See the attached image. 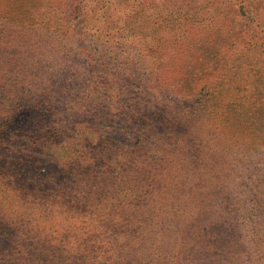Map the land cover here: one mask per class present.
<instances>
[{
    "label": "trees",
    "instance_id": "1",
    "mask_svg": "<svg viewBox=\"0 0 264 264\" xmlns=\"http://www.w3.org/2000/svg\"><path fill=\"white\" fill-rule=\"evenodd\" d=\"M60 1L61 5L57 6L50 0L45 7V20L33 26V47H36L39 60L42 58L48 77L40 81L31 105L27 121L29 137H24L19 123L11 138L27 143L29 154L26 161L20 162V168L22 170L26 165L30 168L26 188L35 195L48 186L51 190L54 186L60 187L59 184L65 183L73 171L78 173V178L94 173L87 188L94 192L100 205L103 196L114 198L112 207L117 209L118 194L125 192L122 187L138 176L143 182L136 180L137 192L133 193L131 202L134 209H148L150 203L157 200L154 196L157 193L154 185L157 184L147 181L151 171L142 167L141 160L144 162L148 154L159 153L160 149H170V141L180 139L184 134L191 136L189 141H193L194 133L200 134L205 126L212 127L214 123L220 124L215 133L222 130L225 134L234 133L229 138L241 145L244 159L254 158L263 151L264 142L256 138L261 137L260 121L242 120L241 128H238L232 124L233 119L227 116V111L220 110V119L212 120L207 115L214 101L220 103L226 99L221 81L230 70L224 77L222 71L209 70L205 57L197 59V64L192 57L189 62H184L190 69L184 66L176 76L172 61L144 53L147 45L153 46L142 34L144 12L159 9V4L166 6L167 12H161L160 16L165 20L161 28L166 31L175 28L177 22L168 25L169 19L174 17V0ZM185 1L187 4L218 6L233 0ZM262 3L264 0H243L239 11L233 3L231 9L235 17L239 12L245 17L248 13L255 22L260 17ZM38 12V18H41V9ZM194 15L187 18H200V15ZM14 35L15 43L23 48L24 44L17 41L16 33ZM40 39L44 43L41 54L37 53ZM224 116H227L226 123L221 121ZM4 130H0L1 137ZM2 155L5 153H0V157ZM132 173L134 178L121 179ZM228 185L179 183L176 192H187L186 212L193 210L194 217L192 223L188 215L178 218L192 227L182 231L164 229V219L157 214L154 218L162 226L160 232L140 243L134 241L138 244L136 248L129 242L117 248L118 238L110 237L108 241L112 244L106 251L111 257L105 255L104 259L99 257V250L92 249L91 243L73 241V231L69 233L41 223L24 231L23 227L19 228V223L16 225L9 220L6 223L0 216V264H147L150 259L157 260V264H180L174 248L182 244L181 238L183 245L188 244L190 233L198 235V240L208 242L206 229L210 226L240 233L243 225L251 227L254 224L256 227L252 229L264 231V185L248 187L250 194L244 192L236 199L232 194L234 190ZM225 190L226 199L221 200L217 192L221 194ZM207 192L217 196L223 211L217 203L206 202L211 198L200 197ZM224 202L229 207H225ZM122 204H118L119 207L125 206ZM151 207L158 213L163 209L156 203H151ZM67 221L72 223L74 218L67 216ZM169 223L175 227L177 223L182 224ZM103 236L108 237L104 232ZM67 241L73 245V250L65 246ZM20 244L23 251L17 248ZM14 255L21 257L11 259Z\"/></svg>",
    "mask_w": 264,
    "mask_h": 264
},
{
    "label": "rangeland",
    "instance_id": "2",
    "mask_svg": "<svg viewBox=\"0 0 264 264\" xmlns=\"http://www.w3.org/2000/svg\"><path fill=\"white\" fill-rule=\"evenodd\" d=\"M234 1L209 6L174 0V17L169 19L168 25L177 22V26L167 31L161 28L165 25V20L160 18L161 12H167L166 6L159 4V9L149 10L147 14L144 12L142 34L148 43H153V46L147 45L144 53L158 58L166 57V60L172 61L176 76L184 66L190 69L184 62H189L192 57L195 64L197 59L205 57L209 70L222 71L224 77L226 71L230 70L221 81L226 99L220 103L214 101L209 106L207 115L212 120L220 119V110L227 111V116L230 115L233 119L232 124L238 128H241L242 120L260 121L258 128L261 137L256 138L264 142V3L259 6L260 17L252 22V15L248 13L246 17L240 12L234 16L232 5H236L239 11L243 0ZM49 2L50 0H0V130L5 128L3 137L0 135V153H5L0 157V216L4 217L6 223L8 220L16 225L19 223V228L23 227L24 231H30L38 223L69 233L73 231V241L91 243L92 249L94 247L99 250V257L104 259L105 255L111 257L106 251L112 244L108 241L110 237L118 238L117 248L124 246V242H129L136 248L138 244H134V241L140 243L142 239L160 232L162 226L154 218L157 214L164 219V229L182 231L192 227L178 218L188 215L192 223L194 217L193 210L186 212L187 192H176L179 190V183H218L228 187L230 184L231 190H234V199L242 197L244 192L249 195L248 187L264 185V149L258 156L244 159L241 145L231 142L229 138L234 133L225 134L224 130L215 133L220 124L214 123L213 128L205 126L200 134L194 133L193 141H189L191 136L184 134L180 139L170 141V149H160L159 153L148 154L144 162L141 160L142 167L151 171L147 181L157 184L154 185L156 189L153 185L151 187L152 190H157L154 195L157 200L151 203L163 207L159 213L152 210L151 203L148 209L133 208L131 197L137 192L136 180L143 182V178L138 176L132 183L128 182L129 185L122 187L125 192L118 194V204L123 203L125 206L119 207L116 204L117 209L112 207L114 198L103 196L100 205L94 192L87 188L94 173L90 177L87 174L78 178V173L73 171L65 183L59 184L63 189L54 186V190H51V186H48L39 195L26 188L29 186L30 168L26 165L21 170L20 162L27 160V143L11 138L12 131L18 128L19 123L24 137H29L27 121L31 105L40 81L43 82L48 77L42 58L39 60L36 47H33V26L45 20V7ZM53 3L59 6L62 2L53 0ZM39 9L42 11L41 18H38ZM48 9L49 7L47 11ZM192 15H200V18H187ZM15 33L17 41L24 44L23 48L15 43ZM168 39H171L169 44ZM43 44L40 39L37 53L43 52ZM227 116L221 118L223 123H226ZM3 123H6L5 127L2 126ZM190 130L193 132V129ZM187 170L191 172L188 173ZM186 173L188 174L185 175ZM131 177L134 178L133 173L121 179L128 180ZM240 185L245 186L238 188ZM209 190L212 192L213 188L210 187ZM225 192L227 191H222L221 194L217 192L221 200L225 198ZM209 193H203L200 197L206 200L211 198L206 202L217 203V207L223 211L224 207L218 204L217 196ZM142 196L143 200L146 199L143 189ZM223 204L229 207L227 202ZM111 207L113 212L110 211ZM67 216L74 218V221L68 222ZM175 221L185 223H177L176 227L169 223ZM251 227L256 226L252 224ZM251 227L245 224L243 232L231 233L232 229L218 230L216 226H210L206 229L207 237L210 238L208 242L198 240V235L190 233L188 244L183 245L181 238L182 244L174 248L176 257L180 264H264V231H256ZM103 232L108 237H104ZM65 246L73 250V245L68 241ZM17 248L23 251L22 244ZM20 257L21 255H14L11 259L17 260ZM157 262L150 259L147 264Z\"/></svg>",
    "mask_w": 264,
    "mask_h": 264
}]
</instances>
